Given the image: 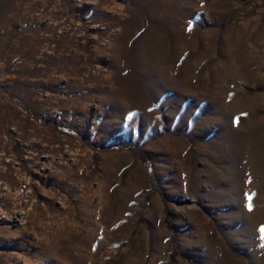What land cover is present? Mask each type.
Instances as JSON below:
<instances>
[{"label":"rangeland","instance_id":"1","mask_svg":"<svg viewBox=\"0 0 264 264\" xmlns=\"http://www.w3.org/2000/svg\"><path fill=\"white\" fill-rule=\"evenodd\" d=\"M261 225L264 0H0V264H264Z\"/></svg>","mask_w":264,"mask_h":264},{"label":"snow or ice","instance_id":"2","mask_svg":"<svg viewBox=\"0 0 264 264\" xmlns=\"http://www.w3.org/2000/svg\"><path fill=\"white\" fill-rule=\"evenodd\" d=\"M249 199V210H252V205H251V196H248ZM260 233H261V239H264V225H261L260 229H259Z\"/></svg>","mask_w":264,"mask_h":264}]
</instances>
